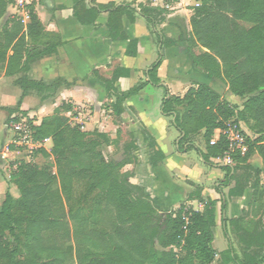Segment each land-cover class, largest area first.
I'll use <instances>...</instances> for the list:
<instances>
[{"label": "trees", "instance_id": "16d2710c", "mask_svg": "<svg viewBox=\"0 0 264 264\" xmlns=\"http://www.w3.org/2000/svg\"><path fill=\"white\" fill-rule=\"evenodd\" d=\"M13 2L0 0V20ZM198 2L190 19L192 31L186 39L188 55L208 80L221 82L232 96L243 99L242 108L230 106L212 88L199 84L182 98L164 99L162 114L173 119L180 135L177 141L180 152L195 149L192 140L203 132L204 151L197 148L196 151L205 164L216 166L220 164L213 161L223 158L227 146L222 139L210 146L214 132L233 117L254 123L253 129L260 137L248 139L247 153L234 155V166L221 167L227 172L222 186L232 185L228 198L242 197L246 190L252 192L241 216L221 219L226 235L228 227L239 243L238 251L230 245L223 256L233 264H264V0ZM27 10L26 35L21 34L19 22L11 21L10 33L3 34L4 42L0 43V65L6 64L7 73L21 65L24 54L25 63L30 56L35 58L37 51L27 48L28 42L48 36L34 8L29 5ZM102 13L108 15L110 39L128 40L122 19L135 13L130 5L73 0V15L83 26L94 25ZM140 14L153 25L156 20L162 21L167 11L141 7ZM160 44L176 43L164 38ZM56 47L51 46L52 50ZM9 50L12 55L7 58ZM48 50L38 51L40 54ZM125 55H137L135 39L130 40ZM160 62L161 59L153 64L148 73L152 84H158L155 72ZM128 74L125 69L115 70L111 80L106 81L107 88H114L115 82ZM24 81L19 78L16 83L25 92L38 86ZM142 88L143 85L135 87L111 103L115 118L123 113V100ZM67 109L61 107L33 127L35 139H51L50 153L40 151L37 157L54 159L56 172L53 173L51 164L39 166L19 159L9 181L16 186L19 198L6 193L0 199V264H72L73 258L76 264H211L215 257L212 242L218 222L217 201L203 199L202 188L197 186L188 200L202 203V212L182 206L160 215L143 190L131 185L129 177L121 173L125 164L103 156L101 149L113 141L104 133L83 132L80 126L70 125L61 113ZM148 145L152 150L150 165L156 167L164 156L152 139ZM254 155L260 158L262 168L251 164ZM56 183L59 188L54 190ZM111 210L116 225L110 232L98 227V216ZM72 236L77 237L73 252L67 247ZM23 252L27 255H22Z\"/></svg>", "mask_w": 264, "mask_h": 264}, {"label": "crops", "instance_id": "0c3cea01", "mask_svg": "<svg viewBox=\"0 0 264 264\" xmlns=\"http://www.w3.org/2000/svg\"><path fill=\"white\" fill-rule=\"evenodd\" d=\"M28 1L48 36L32 42L26 38V47L35 49L36 56H30L25 63L24 54L21 65L12 66V72L7 73L6 64L0 65V153L12 135L9 129L11 119L31 118L40 125L44 118L52 116L63 106L68 109L61 113L70 125L80 126L83 132L109 134L113 141L116 140L113 145L119 141V130L130 134L136 148L132 152L136 163L127 164L125 172H129L132 179L129 183L141 188L161 213L175 211L182 206L202 212V203L188 200L193 190L200 186L203 199L217 201L218 222L213 229L212 242L215 257L211 264H233L226 261L223 253L230 245L238 251L239 243L230 235L228 227L229 235H226L221 219L232 220L241 216L247 210L252 192L246 190L242 197L228 198L227 192L232 185L222 186L221 181L226 175L221 167L205 164L196 151V148L204 151L201 142L203 132L192 140L195 149L180 152L177 145L179 132L165 121L171 117L164 116L162 110L161 113L147 111L148 107L156 109L169 96L182 98L190 88L199 84L209 86L219 94L225 91V96L229 95L225 85L208 80L192 64L187 52L186 39L192 31L190 19L193 9L199 5L198 0L193 3L170 0L167 15L153 25L140 14L141 7L163 11L160 6H153L151 0H95L98 5H130L135 10L134 14L122 19L123 32L128 38L126 41L110 39L108 15L105 13L98 16L94 25L83 26L73 15V0ZM28 22H25L26 26ZM25 28L21 32L23 35H26ZM9 33V28L0 31V43L4 42L3 34L6 36ZM164 38L174 40L176 44L161 45ZM132 39L137 41V55L127 57L125 52ZM52 44L57 46L53 50ZM47 48L48 51L39 54L38 50ZM11 55L12 50H9L7 58ZM159 59L161 62L155 72L158 84H152L148 73ZM21 68L24 72H15ZM117 69L128 70L129 74L120 77L114 88L109 90L106 81L111 80ZM19 78L38 86L25 92L16 83ZM140 85L143 88L137 94L123 100V113L115 118L112 106L108 108L107 104L115 103L117 98ZM236 99L231 95L230 101ZM149 139L156 143V149L164 156L156 167L150 165L152 150L148 145ZM19 157L15 151H10V160ZM259 164L261 160L255 167L258 168ZM6 181L7 185L0 180V199L6 193L15 198V186Z\"/></svg>", "mask_w": 264, "mask_h": 264}, {"label": "built area", "instance_id": "2783aa9c", "mask_svg": "<svg viewBox=\"0 0 264 264\" xmlns=\"http://www.w3.org/2000/svg\"><path fill=\"white\" fill-rule=\"evenodd\" d=\"M18 7L26 8L30 5L28 0H14ZM152 5L155 7H161V9L170 10V0H151ZM199 5L197 4L196 7ZM27 15L21 22L25 24L29 21ZM38 126L34 121L28 118H21L18 122H11L9 129L12 133L8 139L6 145L3 147L4 151L0 153V159L2 161V170L6 174V179L10 181L11 175L17 170L19 159H24L27 163H33L34 157L39 154L40 151L50 153L51 139L42 138L35 139L33 127ZM219 139H222L227 146L226 152L223 158H217L213 162L215 164H225L228 166H234L233 156L235 154L244 155L248 151L249 143L248 137L245 136L243 130L234 121H230L224 125L223 128L214 132L213 137L210 140V146H214L218 143ZM15 151L20 157L15 160L9 159L10 151ZM186 220V219H185ZM187 221V220H186Z\"/></svg>", "mask_w": 264, "mask_h": 264}, {"label": "rangeland", "instance_id": "374dc122", "mask_svg": "<svg viewBox=\"0 0 264 264\" xmlns=\"http://www.w3.org/2000/svg\"><path fill=\"white\" fill-rule=\"evenodd\" d=\"M187 2L193 3L194 0H187ZM27 15H28L27 7L25 9L18 7L14 1L12 4H10L8 6L4 18L2 20H0V31L9 28L11 26V21L19 22L20 25L22 26V28L24 29L26 27V24H23L21 21L23 19H25V17ZM228 94L229 95L225 96V91H222L220 96H221V98L225 97L222 99L225 102H227L230 106H232V107L235 106L236 108L241 109L244 100L237 98L236 100H233L234 102H232V101H230L231 94L230 93H228ZM107 105H108V108L111 107V103H108ZM161 110H162V104L160 103L156 109H153V107L152 108L148 107L147 111H148V113H161ZM28 119H31V118H28ZM31 120L33 121V119H31ZM165 121H167V124L169 127H174L172 124V121H173L172 117L168 118ZM230 121L231 122L234 121L236 124H238L240 126V128L243 130V133L245 134V136L248 137V139H250L251 141H254L255 139L260 137L259 136L260 134L258 135L257 131L255 129H253L254 123L252 121H250V120L239 121V119L237 117H233L231 120L225 122L224 125ZM113 134L115 135V133H113ZM105 135L113 141V139L110 137L109 134L105 133ZM131 140L132 139H131L130 134L122 133L121 130H119V141L113 145L114 141H116V140H114L112 145L110 144L108 146H104V148L101 149V152H102L103 156L105 157V159L113 160V161L118 162V163L122 162L125 164L123 166V168L121 169V173L126 174L128 177H130V173L125 172L127 169V166H128L127 164H135L136 163V158H135V156L132 155V152L135 151L136 149L131 147V145H134V143L131 142ZM201 142H202V146L204 148V146H205L204 141L201 140ZM125 143H127L126 144L127 146H124ZM180 150H182V149H180ZM191 155L195 158V155L193 153ZM37 156L38 155H36L34 157L35 164H38L39 166L45 165V164H51L53 173L56 172V167L53 163L54 159L44 160L41 156H39V157H37ZM259 161H260L259 157L257 155H254L251 159V164L255 167L259 163ZM199 163H201V162H199ZM259 165H260V168H262V163ZM202 167L204 168L205 166L202 165ZM206 169H208V168H206ZM222 172L225 175L227 173L225 170H222ZM130 179L131 178H128L129 182H130ZM0 180H1V182H3L4 184L7 185L6 174L3 170H0ZM221 183H223V182L221 181ZM15 188H16V186H15ZM58 188H59L58 183H56L53 186V189L57 190ZM14 194L16 195L15 199H18L19 198V192H18L17 188L14 191ZM150 203H151L150 205L153 208H155V210H157V207L154 206L153 202H150ZM157 211L159 212V210H157ZM159 214L161 215V212ZM98 217L100 218V221L98 223L99 228H101L102 230H105V231H110V232L114 230V227L116 225V220H115L116 217H115V213L112 210L107 212V213H104L103 215L100 213V215ZM161 217H163V216H161ZM78 236L80 238H83L82 235H78ZM76 240H77V237L72 236L71 240L69 241V243L67 245L68 249L72 250V252L74 251V242ZM174 251H177V250H174ZM22 255H27V254L23 252ZM72 264H76V260H74V258H73Z\"/></svg>", "mask_w": 264, "mask_h": 264}, {"label": "water", "instance_id": "95a60500", "mask_svg": "<svg viewBox=\"0 0 264 264\" xmlns=\"http://www.w3.org/2000/svg\"><path fill=\"white\" fill-rule=\"evenodd\" d=\"M91 1V0H90ZM226 165L225 164H220L219 167H225Z\"/></svg>", "mask_w": 264, "mask_h": 264}]
</instances>
